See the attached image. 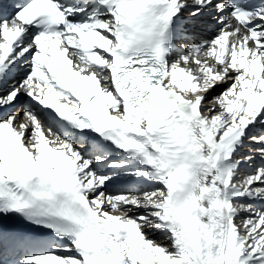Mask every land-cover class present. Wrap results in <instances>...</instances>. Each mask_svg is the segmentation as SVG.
I'll return each mask as SVG.
<instances>
[{"label":"snow or ice","instance_id":"1","mask_svg":"<svg viewBox=\"0 0 264 264\" xmlns=\"http://www.w3.org/2000/svg\"><path fill=\"white\" fill-rule=\"evenodd\" d=\"M257 129L264 0H0V264H264Z\"/></svg>","mask_w":264,"mask_h":264},{"label":"bare ground","instance_id":"2","mask_svg":"<svg viewBox=\"0 0 264 264\" xmlns=\"http://www.w3.org/2000/svg\"><path fill=\"white\" fill-rule=\"evenodd\" d=\"M201 34L204 35V36L210 35V33H207V32H204V33H201ZM22 97L23 96L20 97V101L15 106V108H13V111H16L17 109H19L22 112L26 108V106L28 105V102H26V103L21 102V98ZM256 131L260 132V131H264V129H257ZM240 151H241L242 154H246L247 153V149L246 148H242ZM259 163H260V160H259V157H257L256 158V164H259Z\"/></svg>","mask_w":264,"mask_h":264},{"label":"rangeland","instance_id":"3","mask_svg":"<svg viewBox=\"0 0 264 264\" xmlns=\"http://www.w3.org/2000/svg\"><path fill=\"white\" fill-rule=\"evenodd\" d=\"M223 87H224V86H220V87H218V88L213 92V95L217 94V93H218ZM24 98H25V96H23V97L21 98V102H24V101H23Z\"/></svg>","mask_w":264,"mask_h":264}]
</instances>
